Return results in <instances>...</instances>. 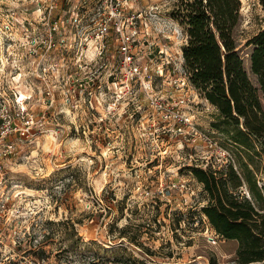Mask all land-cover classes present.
I'll return each mask as SVG.
<instances>
[{
  "label": "rangeland",
  "instance_id": "rangeland-1",
  "mask_svg": "<svg viewBox=\"0 0 264 264\" xmlns=\"http://www.w3.org/2000/svg\"><path fill=\"white\" fill-rule=\"evenodd\" d=\"M241 1L243 46L264 28V9ZM175 2L139 1L151 34L133 49L132 79L118 41L93 40L75 0H0V264L66 263L56 256L65 218L103 254L123 244L148 264H237V242L201 213L208 194L190 168L239 169L253 156L264 181V149L236 144V124L184 78ZM123 226L143 245L121 238ZM40 247L49 259L32 253Z\"/></svg>",
  "mask_w": 264,
  "mask_h": 264
},
{
  "label": "trees",
  "instance_id": "trees-1",
  "mask_svg": "<svg viewBox=\"0 0 264 264\" xmlns=\"http://www.w3.org/2000/svg\"><path fill=\"white\" fill-rule=\"evenodd\" d=\"M260 3L264 9V0ZM241 8V0H176L172 15L187 34L182 48L183 67L191 84L217 108L219 119L236 124V144L255 149L258 143L264 149V28L248 37L242 46L236 35ZM243 47L248 48L256 84L246 68ZM255 159L241 157L239 169L231 163L190 168L208 194L201 213L216 234L237 242V264H264V181L259 178L260 167ZM182 219L174 222L176 228ZM201 219L202 216L199 222ZM60 222L66 228L56 256L66 260L61 261L63 264H148L123 244L103 254L99 242L84 239L76 221L65 218ZM120 237L143 245L138 236L127 233L126 226L121 228ZM45 238L51 239V233ZM32 251L38 259L50 257L44 247ZM146 251L154 253L148 248ZM209 262L217 264V259L211 256Z\"/></svg>",
  "mask_w": 264,
  "mask_h": 264
},
{
  "label": "built area",
  "instance_id": "built-area-1",
  "mask_svg": "<svg viewBox=\"0 0 264 264\" xmlns=\"http://www.w3.org/2000/svg\"><path fill=\"white\" fill-rule=\"evenodd\" d=\"M139 1L140 0H78L77 3V0H75V3L72 4L78 12H86L87 22L95 28L92 35L93 40L95 36L96 41L101 40V42H107L110 39L118 41V51L121 56L124 57L123 66L131 74L132 79L141 72L140 66L133 60L135 55L133 49L135 47V49H137L138 42L142 41V36L145 33L144 29H146L147 34H151L150 25L148 22H145L146 20L143 21L142 19L143 11L139 9ZM172 20L175 22L176 19L172 16ZM71 22L73 23V21L69 19L68 23L70 24ZM145 23H147V28L144 26ZM8 27L11 28L10 25H8ZM174 28L175 33L173 36L176 38L184 37V40L187 42L185 29L183 31L179 24ZM164 29L165 28H160V32L158 31L155 34L159 36L160 33H164ZM35 40L37 41V39ZM50 40H52V34ZM62 40H64V37ZM106 46L107 44L103 43L102 48L104 49ZM161 51L165 53V50ZM100 53H102V51ZM183 76L191 88L195 89L186 75L185 70ZM185 101V98H181L180 103H185ZM228 155L231 157L230 154ZM213 241L216 242L217 240L213 238Z\"/></svg>",
  "mask_w": 264,
  "mask_h": 264
}]
</instances>
